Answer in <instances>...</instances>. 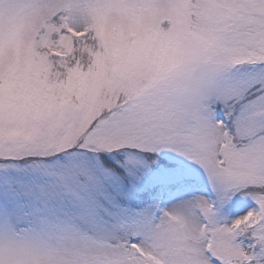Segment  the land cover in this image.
<instances>
[{
	"label": "snow or ice",
	"instance_id": "obj_1",
	"mask_svg": "<svg viewBox=\"0 0 264 264\" xmlns=\"http://www.w3.org/2000/svg\"><path fill=\"white\" fill-rule=\"evenodd\" d=\"M0 264H264V0H0Z\"/></svg>",
	"mask_w": 264,
	"mask_h": 264
}]
</instances>
